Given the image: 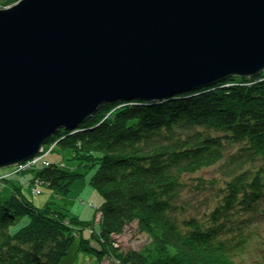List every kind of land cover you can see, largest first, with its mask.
<instances>
[{"label":"trees","instance_id":"trees-1","mask_svg":"<svg viewBox=\"0 0 264 264\" xmlns=\"http://www.w3.org/2000/svg\"><path fill=\"white\" fill-rule=\"evenodd\" d=\"M19 1L0 0V8ZM47 145L94 171L90 183L104 198L93 233L99 245L84 246L90 240L80 231L92 223L53 203L36 206L6 174L0 186H12L10 198H0V264H63L76 237L112 264H264V71L162 101L105 103ZM48 162L23 175L35 172L32 188L40 182L68 196L85 174ZM210 168L218 175L197 176ZM194 195L205 197L201 214L192 212ZM134 223L150 242L122 251L114 237ZM247 253L257 258L248 263Z\"/></svg>","mask_w":264,"mask_h":264},{"label":"water","instance_id":"water-1","mask_svg":"<svg viewBox=\"0 0 264 264\" xmlns=\"http://www.w3.org/2000/svg\"><path fill=\"white\" fill-rule=\"evenodd\" d=\"M264 71V0H20L0 8V170L115 100Z\"/></svg>","mask_w":264,"mask_h":264},{"label":"rangeland","instance_id":"rangeland-1","mask_svg":"<svg viewBox=\"0 0 264 264\" xmlns=\"http://www.w3.org/2000/svg\"><path fill=\"white\" fill-rule=\"evenodd\" d=\"M47 152H52L55 149V146L45 145ZM49 147V148H48ZM69 153L68 151H61L59 148H56L54 152L50 153L46 158L47 161L54 163H59L63 165L61 167L74 169L78 173L85 174L72 183V189L68 196L58 195L57 193L51 192L48 188L41 186L39 188L40 194L34 195L32 186V178L35 176V172H29L27 175L22 173H16V167H7L0 170V173L11 172L9 173L13 180H20V185L23 186L24 193L28 196L29 199L38 207L44 206L46 203H53L56 207H61L67 211L68 215L71 218H77L84 222L92 223V226L86 227L84 231H80L83 234L84 239H89V242H84L86 247H98L96 239L93 237L94 231L99 232L100 222H101V213L99 209L104 202L103 195L100 191L91 185V178L94 174V171H89L86 173V169L78 166L75 163H72L68 160ZM32 160V159H31ZM44 166L43 161H41L36 169H42ZM218 173L215 168H210L203 170L197 176L202 177H215ZM9 177V176H4ZM6 183V181L4 182ZM6 186V188H5ZM12 184L6 183L4 187L0 186V198L6 200L10 198L11 191H9ZM186 198H191V193L185 194ZM205 197L204 195H194L191 204L194 205V214H201L205 210ZM20 227V226H19ZM95 228V229H93ZM81 238L76 237L74 244L70 248L67 256L63 259V264H112V259L110 257H105L102 262H100L99 257L95 254L94 251H89L81 246ZM114 240L118 243L119 248L122 251H132V250H141L150 242V238L147 234L140 232L137 227V224L134 223L127 227L123 234L115 236ZM253 243V242H252ZM251 249H255L256 243L254 242ZM257 250V249H255ZM257 258L256 255L252 253L246 254V260L248 263H252Z\"/></svg>","mask_w":264,"mask_h":264},{"label":"built area","instance_id":"built-area-1","mask_svg":"<svg viewBox=\"0 0 264 264\" xmlns=\"http://www.w3.org/2000/svg\"><path fill=\"white\" fill-rule=\"evenodd\" d=\"M49 153H50V151L49 152H47V151L45 152V150H43V154L42 155H40L38 157H35L32 160L26 161L22 165L17 166L16 167V173L17 174H20V173L24 174L25 172H27V171H29V170H31L33 168H37L38 164L41 161H43L44 165L49 166L50 163L46 160V158L48 157ZM60 166H63V165H60ZM4 178L5 177H1L0 176V184L2 183ZM40 186H41L40 182H37L36 185L32 188L34 195L40 194V190H39Z\"/></svg>","mask_w":264,"mask_h":264},{"label":"crops","instance_id":"crops-1","mask_svg":"<svg viewBox=\"0 0 264 264\" xmlns=\"http://www.w3.org/2000/svg\"><path fill=\"white\" fill-rule=\"evenodd\" d=\"M9 173H11V172H4V173H1V174L6 175V174H9ZM11 179H12L13 182H15L16 184L20 185V180H18V181L17 180H13V177ZM9 190H11V186H10Z\"/></svg>","mask_w":264,"mask_h":264}]
</instances>
